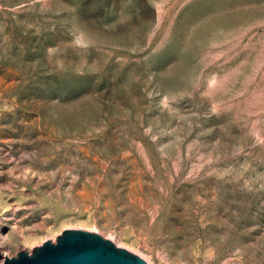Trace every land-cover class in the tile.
Returning <instances> with one entry per match:
<instances>
[{
	"label": "rangeland",
	"instance_id": "374dc122",
	"mask_svg": "<svg viewBox=\"0 0 264 264\" xmlns=\"http://www.w3.org/2000/svg\"><path fill=\"white\" fill-rule=\"evenodd\" d=\"M65 230L264 264V0H0L1 261Z\"/></svg>",
	"mask_w": 264,
	"mask_h": 264
},
{
	"label": "water",
	"instance_id": "95a60500",
	"mask_svg": "<svg viewBox=\"0 0 264 264\" xmlns=\"http://www.w3.org/2000/svg\"><path fill=\"white\" fill-rule=\"evenodd\" d=\"M0 264H147L137 254L115 246L110 240L84 230H65L55 243L47 241L33 248L31 253L21 251Z\"/></svg>",
	"mask_w": 264,
	"mask_h": 264
},
{
	"label": "bare ground",
	"instance_id": "6f19581e",
	"mask_svg": "<svg viewBox=\"0 0 264 264\" xmlns=\"http://www.w3.org/2000/svg\"><path fill=\"white\" fill-rule=\"evenodd\" d=\"M0 238H2V235L0 234ZM3 256H5V255H3Z\"/></svg>",
	"mask_w": 264,
	"mask_h": 264
}]
</instances>
